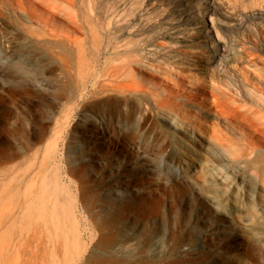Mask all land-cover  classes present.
<instances>
[{
    "label": "rangeland",
    "instance_id": "rangeland-1",
    "mask_svg": "<svg viewBox=\"0 0 264 264\" xmlns=\"http://www.w3.org/2000/svg\"><path fill=\"white\" fill-rule=\"evenodd\" d=\"M0 264H264V0H0Z\"/></svg>",
    "mask_w": 264,
    "mask_h": 264
},
{
    "label": "bare ground",
    "instance_id": "bare-ground-1",
    "mask_svg": "<svg viewBox=\"0 0 264 264\" xmlns=\"http://www.w3.org/2000/svg\"><path fill=\"white\" fill-rule=\"evenodd\" d=\"M133 110L132 109H129L128 111V119L131 121L133 119Z\"/></svg>",
    "mask_w": 264,
    "mask_h": 264
}]
</instances>
